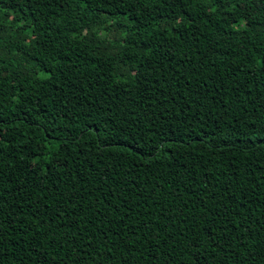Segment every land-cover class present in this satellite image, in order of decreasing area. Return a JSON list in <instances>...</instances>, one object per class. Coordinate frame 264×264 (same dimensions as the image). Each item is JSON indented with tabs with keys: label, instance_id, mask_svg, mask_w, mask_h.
Wrapping results in <instances>:
<instances>
[{
	"label": "trees",
	"instance_id": "16d2710c",
	"mask_svg": "<svg viewBox=\"0 0 264 264\" xmlns=\"http://www.w3.org/2000/svg\"><path fill=\"white\" fill-rule=\"evenodd\" d=\"M0 264H264V0H0Z\"/></svg>",
	"mask_w": 264,
	"mask_h": 264
}]
</instances>
